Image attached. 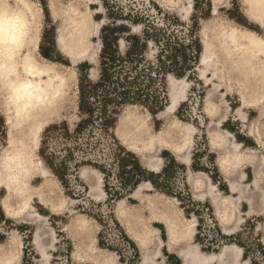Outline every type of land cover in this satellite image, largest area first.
Returning <instances> with one entry per match:
<instances>
[{"label": "rangeland", "instance_id": "1", "mask_svg": "<svg viewBox=\"0 0 264 264\" xmlns=\"http://www.w3.org/2000/svg\"><path fill=\"white\" fill-rule=\"evenodd\" d=\"M9 1L12 8L20 2L28 8L25 38L31 43L18 49L13 68L0 65V264H143L144 250L149 264H184L174 252L187 244L196 247L201 255L216 258L225 246H233L243 249L241 262L264 264V245L260 242L264 235L257 232L261 218L225 235L218 227L211 199L205 194L207 182L194 188L189 184L191 175L203 174L204 181L208 179L233 214L247 212L245 203L241 205L230 194L226 196L227 187L214 165L220 150H214L211 141L217 136L240 148L239 142L245 145L241 151L257 163L244 168L246 195L254 193L252 184L257 180V201L264 196V139L255 146L249 137L252 127L264 137V117L259 116L264 111V94L245 105L241 99L253 92L251 88L264 75V15L258 1ZM251 11L259 20L251 18ZM112 23L129 26L135 34H140L144 26H151L173 28L177 35L182 33V25L196 23L201 57L188 75L167 76L162 92L165 105L155 114L137 105H108L107 113L116 118L108 132H101L93 123L67 139L60 129L46 136L48 127L61 123H66L72 133L83 119L78 109L79 78L86 75L91 82L97 81L99 31ZM231 34L241 35L243 41L235 42ZM251 38L258 40L260 46L248 47L246 41ZM149 44L147 55L152 56L156 47ZM203 44L229 91L215 88L217 82L212 70L206 68ZM29 49L38 64L51 68L47 74L51 80L46 74L39 78L41 84L50 81L53 86L47 94L49 98L39 97L38 91L32 97L17 85L25 82L20 59ZM174 93L182 95L176 104L171 97ZM43 140H47L45 156L54 166L66 163L65 185L39 154ZM177 146L180 147L175 149ZM120 148L134 154L142 169L158 176L154 180L161 189L143 180L140 184H146L142 193L156 200L160 213L170 223L183 226L175 249L166 248L165 228L155 215L143 203L131 199L140 184L132 191L123 185L125 175L121 172L127 171L130 164L126 163L123 169L118 167L124 156ZM67 150L71 151L70 156ZM185 152L189 154L187 163L179 159ZM148 161L151 169L155 166L153 170H158L150 171ZM165 165L168 167L163 171ZM101 168L106 169V178ZM105 184L111 194L120 192L122 196L109 197ZM193 195L205 199L198 201ZM119 201H123L131 232L116 214ZM194 218L196 234L188 241L189 221ZM140 232L142 244L134 239V234ZM208 264L220 263L214 259Z\"/></svg>", "mask_w": 264, "mask_h": 264}, {"label": "trees", "instance_id": "2", "mask_svg": "<svg viewBox=\"0 0 264 264\" xmlns=\"http://www.w3.org/2000/svg\"><path fill=\"white\" fill-rule=\"evenodd\" d=\"M176 23H179L178 20ZM182 26V33L179 35L173 28L144 26L140 34H135L131 27L124 24L112 23L102 26L99 31V77L96 82L88 80L86 75L79 78L78 109L83 119L72 133L66 123H61L48 127L46 136L50 131L60 129L67 139L72 134H81L93 123L97 124L101 132H108L116 121L114 116L107 113L108 105H137L152 114L161 110L165 105V95L162 92L167 76L181 78L188 75L202 54V46L196 38V23ZM150 42L156 47L152 56L147 55ZM42 55L48 59L46 55ZM46 141L41 142L39 154L53 174L65 185L66 163L63 161L60 166H54L50 158L45 156ZM119 151L123 152L124 156L118 161V167L123 169L126 163L130 164L127 171L121 172L125 175V187L129 186L132 191L141 181L146 180L155 188L161 189L154 180L158 176L142 169L134 154L125 152L123 148ZM67 152L69 156L72 154L71 151ZM167 167L168 165H165L163 171H166ZM101 169L106 178V169ZM104 189L109 197L118 199L122 196L120 192L111 194L107 184Z\"/></svg>", "mask_w": 264, "mask_h": 264}, {"label": "bare ground", "instance_id": "3", "mask_svg": "<svg viewBox=\"0 0 264 264\" xmlns=\"http://www.w3.org/2000/svg\"><path fill=\"white\" fill-rule=\"evenodd\" d=\"M257 1H258L259 11L264 15V0H257ZM10 2L11 1L9 0H0V65L1 67H4V68L8 67L9 69L13 68L15 63H17L15 61H17L16 52H18V49L21 47L23 48V46L25 47L27 44L31 43L27 38H25V34L28 31L27 25H26L27 21L25 18V16L29 13L27 10L28 8H26V6H24V4L21 2L18 4V6H15V8H12V6L10 5ZM250 14H251L250 15L251 18L255 20H259L257 17L254 16L253 11H251ZM261 17L264 20V17L263 16ZM230 36L235 42L243 41V37L239 34H231ZM246 45L248 47L256 48L260 46V43L255 38H251L250 40L246 41ZM81 47L82 46H80V48ZM64 48H68V47H64ZM203 50L207 53V46L205 44H203ZM202 59L204 60L203 57ZM20 60H22L21 64H22L23 72L26 74L25 76L26 79L22 78L25 82H22V84L18 83L17 85L20 88L25 89L27 91V94L31 95L32 97L36 96L37 91L39 92V97H46L47 94L51 92L50 90H53L54 88L51 84H49L50 81L46 84H41L42 80L40 79L39 81V78L43 74H46V75L49 74L51 72V68L45 65L38 64L32 57L31 49H29L27 54L21 57ZM205 60L207 61L206 68L209 70H212L211 71L212 76L213 78L216 79L217 83L214 84L215 88L217 90L225 88L227 91H229V88L223 83L222 78L218 74L219 71L216 68V63L211 58V55L207 53ZM48 77H49V80H51L52 77L51 76H48ZM174 86L175 85L173 83V87ZM26 91H24L25 94H26ZM251 91L253 92L250 93L249 96L247 95L241 96L243 105H245V103L248 101H251L254 99L255 100L261 99L262 95L264 94V75H262L258 83L254 85L253 88H251ZM178 96L182 97L181 94L179 95L176 93L172 94L171 97L173 100L172 101L173 104H176L178 102L180 98ZM47 98H49V96H47ZM259 116L264 117V111L263 113H260ZM47 117L49 118L50 116H47ZM249 135L252 136L257 143H261V144L263 143L264 137L257 134L256 130H254L253 127L251 128ZM219 137L221 136L219 135ZM213 138L214 139H212L211 141L212 148L214 150H217V149L220 150L218 158H217V165L219 166L222 172H227L226 169L230 167L231 165H233L238 160V158L241 157L240 156L241 154L243 155L246 154L247 156H249L248 153H244L240 150L239 144L226 142L225 140H222L221 138H218L217 136H213ZM179 147L180 146H177L175 147V149H178ZM179 159L181 162L187 163L189 160V154L185 152L184 154L179 155ZM147 166L150 168L152 166V163L148 161ZM154 168L155 166L153 167V169ZM153 169L150 168V170H153ZM202 175L203 174H197L195 176L191 175L189 177V184L191 185L192 188H194L195 186H198L199 184L206 185V182H207V185H206L207 189H206L205 194L208 195V197L211 199V202L214 208L215 218L217 219V222L219 223V225L223 228L226 226V221H227L226 216H227V213L229 212L227 201L224 199H221L218 195L215 194L214 186L210 185L208 180L204 181V178H202ZM235 183L236 182L234 181V179H232L230 182V188L232 191H237L239 196H241L243 194V190L239 189ZM145 184L146 183L140 184L136 188V190L132 194V198L143 203L144 207L150 212V214L155 215V217L159 220V222L165 228L168 249L169 250L175 249V245L178 242L177 236L183 229V226L181 227L179 226V224L174 225L170 223L168 218L164 217L163 213H160L161 208L159 207L158 203H156V200L146 197V194L142 193V190ZM253 185H254L253 186L254 191L252 192L254 193H252L251 196L248 195L249 203L251 205V208H259L264 196L261 197L260 201H257L258 198L256 197L255 192L256 191L258 192L259 190L258 181L255 180ZM203 195L204 194H201V196ZM122 204H123V201L118 202L117 207H116V214L118 215L121 221L125 222L126 228L131 232L132 230L128 227V223H126V220H125L127 212L122 209ZM189 222L190 223H189L188 232H187L188 241L192 239L193 234H194V227H195V223L193 220ZM224 230L226 232L228 231L225 228ZM141 236H142L141 232L134 234V237H135L134 239L139 244H142V241L140 240ZM176 253L178 256L182 258L184 264H208L214 259L219 261L220 264H247L245 262L240 261V251L233 246H225L222 250V253L218 255L217 258H216V255H211V256L201 255L199 251L197 250V248L194 246H191L190 244H187L183 248L178 249ZM143 264H149V258L145 250L143 251Z\"/></svg>", "mask_w": 264, "mask_h": 264}, {"label": "crops", "instance_id": "4", "mask_svg": "<svg viewBox=\"0 0 264 264\" xmlns=\"http://www.w3.org/2000/svg\"><path fill=\"white\" fill-rule=\"evenodd\" d=\"M249 136V135H248ZM251 137L250 140L252 141V144H254L255 146H259V144L254 140V138L252 136H249ZM236 140V139H235ZM237 141V140H236ZM239 142V141H237ZM241 144V148L240 150H244L245 148V145L242 143V142H239ZM248 149V148H247ZM246 150V149H245ZM212 153H214L216 156H217V153L214 152L213 150H211ZM240 155V154H239ZM241 157L238 158V160L233 164L231 165L230 167H228L226 169L227 172H222L218 166H217V163L216 161H214V165H215V168L218 172V174L220 175V177H222L226 187H227V193H226V196H229L228 194H230V198H232V200L234 202H237V203H240L241 205H243L244 203L246 204V206L248 207V210L246 213H243V215H239L237 216L236 214H233V212L230 210L229 208V212L227 213V221H226V226L221 228V226L219 225L218 223V227L219 229L221 230V232L225 235H231V234H234L236 233L237 231H239L241 228V226H243L246 222L248 221H253L254 218H258L260 217L262 221H260L258 223V226H257V232H259L260 234L264 235V198L262 199V202H261V205L259 208H251V205L249 203V201L246 199L244 200V198H248V196L246 194H248L246 192V186L245 183L247 181V175L245 174L244 172V168L247 166V167H253V166H256L257 163H255V161L253 162V160H251V158L247 157V155H243L241 154L240 155ZM217 158V157H216ZM185 165V164H184ZM147 169V168H146ZM150 170V168H148ZM158 170V169H157ZM157 170H150V171H157ZM223 173V174H222ZM234 179V181L236 182L235 184L237 185V187L239 189H242L243 190V194L241 196H239V194L237 193V191H232L231 188H230V182L231 180ZM208 180V179H207ZM259 184V183H258ZM189 185V184H188ZM254 185L252 184V187ZM133 194V193H132ZM236 194H238V196H236ZM236 196V197H235ZM194 199L198 200V201H201V200H204V198H196L194 195H193ZM234 198V199H233ZM131 199L132 198V195H131ZM181 211V210H180ZM181 215L184 217L183 215V211H181ZM217 221V220H216ZM194 222H195V227H194V234H193V238L195 237V234H196V226H197V220L194 218ZM163 227V226H162ZM224 228L226 230H228L227 232L224 230ZM163 235L165 236V232H164V228H163ZM127 237V236H126ZM262 237V236H261ZM166 238V236H165ZM192 238V239H193ZM129 239V238H128ZM131 240V239H130ZM132 241V240H131ZM133 242V241H132ZM260 242L262 243V245H264V237L260 239ZM166 246V245H165ZM137 247V246H136ZM167 248V246H166ZM138 249V248H137ZM169 251V250H168ZM170 252H174V251H170ZM142 253V251H141ZM243 249H240V259L241 257L243 256ZM175 254V257L181 261V258L174 252ZM142 255V254H141ZM157 255V254H156ZM156 256H154L155 258ZM181 264H182V261H181Z\"/></svg>", "mask_w": 264, "mask_h": 264}]
</instances>
